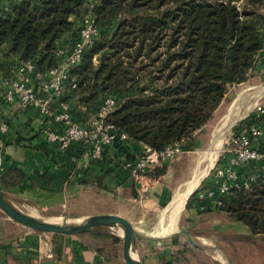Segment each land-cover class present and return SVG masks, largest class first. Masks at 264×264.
<instances>
[{
  "label": "trees",
  "instance_id": "obj_1",
  "mask_svg": "<svg viewBox=\"0 0 264 264\" xmlns=\"http://www.w3.org/2000/svg\"><path fill=\"white\" fill-rule=\"evenodd\" d=\"M88 14L99 34L72 66L77 86L66 85L60 101L72 106L76 100L85 112L75 117L87 121L107 96L116 97L119 107L109 120L128 135L112 143L119 149L192 145L230 87L248 80L264 59V0H10L0 13V52L16 68L32 63L47 75L63 60L59 48L69 50L80 39ZM250 128L237 126L234 134ZM38 134L48 140L42 126ZM111 145L93 160L104 159ZM263 162L253 160L239 171L248 175ZM212 184L214 174L207 186ZM199 191L187 208L227 214L264 237L263 170L248 186L215 197L201 198Z\"/></svg>",
  "mask_w": 264,
  "mask_h": 264
},
{
  "label": "crops",
  "instance_id": "obj_2",
  "mask_svg": "<svg viewBox=\"0 0 264 264\" xmlns=\"http://www.w3.org/2000/svg\"><path fill=\"white\" fill-rule=\"evenodd\" d=\"M9 6L10 0H0V13ZM260 62L264 59L255 69ZM19 76L10 58L0 52V119L5 117L10 124L9 142L0 139V188L47 212L73 206L84 207L81 214L86 217L119 213L141 231L157 215L156 205L170 194L167 186L158 184L142 197L124 165L123 160L141 154L145 144L130 150L112 144L104 159L93 160L84 155L82 143L62 149L58 142L43 139L38 134L44 121L39 110L4 99L11 81ZM72 108L75 113L85 112L76 100ZM259 122L254 125L262 127L259 144L264 149V118ZM88 197L92 198L85 200ZM185 218L183 229L190 236L179 233L160 240V235L141 231L145 236L134 237L133 254L146 264H264V243L261 249L256 246L264 237L253 236L243 223L224 213L199 215L195 206L187 209ZM87 231L85 236L41 231L4 216L0 218V264H128L120 225Z\"/></svg>",
  "mask_w": 264,
  "mask_h": 264
},
{
  "label": "built area",
  "instance_id": "obj_3",
  "mask_svg": "<svg viewBox=\"0 0 264 264\" xmlns=\"http://www.w3.org/2000/svg\"><path fill=\"white\" fill-rule=\"evenodd\" d=\"M99 30L93 17H84L81 37L71 49L59 48L63 60L60 65L52 68L47 75L36 71L32 63L18 65L19 77L11 81L4 93V99L16 102L22 108L34 107L44 116L42 127L46 138L58 142L62 149L69 148L73 143L83 145L84 155L89 159L104 157L105 147L117 139H128L126 132H118L110 115L117 110L119 103L116 97L107 96L96 113L87 121L78 120L71 104L60 101L66 85L77 86V79L71 74L74 64L79 63L87 47L95 43ZM36 71V78L31 72ZM55 123V126L52 125ZM57 125V127H56ZM54 126V127H52ZM9 121L0 119V139L9 132ZM40 129V128H39ZM263 135L262 127L253 125L249 131L234 134L224 149L222 158L214 169V184L204 191H199L201 198L215 197L218 192L225 193L233 186H248L255 179L258 171H264L262 165L248 170V175L240 173L239 167L251 161L263 160L264 150L259 148V139ZM183 150V143L176 142L162 149L145 144V150L134 158H125L123 163L130 169L131 176L139 192H148L157 178L150 174L156 165L174 159Z\"/></svg>",
  "mask_w": 264,
  "mask_h": 264
},
{
  "label": "rangeland",
  "instance_id": "obj_4",
  "mask_svg": "<svg viewBox=\"0 0 264 264\" xmlns=\"http://www.w3.org/2000/svg\"><path fill=\"white\" fill-rule=\"evenodd\" d=\"M245 90L246 95L248 96L249 104H255L252 109L247 112L244 116L237 119L227 130L226 135L224 137L222 147L218 153L216 159L212 162V166L210 170L204 175L196 190L204 191L208 189V183L213 179L214 169L217 163L222 158L224 154V149L228 145L231 137L235 133V128L237 126L243 127L245 129L254 125V123L258 122V120L264 114V63L260 62L257 69H254L250 78L244 82L236 83L230 87L228 90L226 97L216 109L213 118L202 128L197 130L196 133V141L192 145H188L187 143L183 146V150L172 160L163 161L155 166L154 169L151 170L150 174H154L157 178V181L154 185L163 184L169 188V195L160 202L159 205H156L157 215H154L151 219L148 220L146 225L140 228L143 233L155 234L156 231L161 229L162 220H163V212L164 209L168 208V205L171 200L175 197L179 192L181 193L186 189L190 180L193 179L196 172L203 170L209 163H211L210 158L208 157V153L212 147L213 137L217 128L222 124L223 118L228 112L231 104L235 101L240 91ZM221 123V124H220ZM202 167V168H201ZM154 170V171H153ZM153 171V172H152ZM163 171V172H162ZM154 187V186H153ZM1 189V188H0ZM4 195L9 199L14 205L24 210V208H33L37 212L35 215L39 219H54L58 223L64 224H75L80 223L86 219L84 214L81 212L86 211L85 208H74L73 206L66 207L64 211L61 209L51 210L50 212L43 211L37 206L30 205L27 203V199H24L20 196H15L12 193H9L6 190L1 189ZM195 190V191H196ZM192 192L189 198L195 195L196 192ZM148 192H143L142 197ZM179 193V194H180ZM92 197L85 198V200H89ZM187 199V202L189 200ZM205 199V198H204ZM187 202L182 209L181 215L179 217L178 223H176L178 229H182L183 225H186L187 215ZM25 211V210H24ZM0 215L2 217L8 216L3 210L0 209ZM9 217V216H8ZM12 219V218H10ZM14 220V219H13ZM167 223V220H164ZM149 227V228H146ZM122 231V227H121ZM182 234V233H180ZM169 236L159 237L160 240H168ZM264 240H260L256 243L261 249L263 246ZM258 249V251H260Z\"/></svg>",
  "mask_w": 264,
  "mask_h": 264
},
{
  "label": "water",
  "instance_id": "obj_5",
  "mask_svg": "<svg viewBox=\"0 0 264 264\" xmlns=\"http://www.w3.org/2000/svg\"><path fill=\"white\" fill-rule=\"evenodd\" d=\"M196 190V189H195ZM194 190V191H195ZM193 191V192H194ZM189 198V197H188ZM187 202V201H186ZM0 209L3 210L8 216L15 221L36 230L47 231V232H60L69 234H78L89 229L103 226V225H120L122 227L123 236V254L126 262L128 264H146L139 257L132 252V243L135 236H145L134 223L126 216L119 213H99L93 214L80 223L75 224H64L58 222H52L48 219H39L35 215H31L26 211L20 209L14 205L7 197L4 195L3 191L0 189ZM179 233H186L185 229H178L175 232L169 234L173 236ZM161 237V236H159Z\"/></svg>",
  "mask_w": 264,
  "mask_h": 264
},
{
  "label": "bare ground",
  "instance_id": "obj_6",
  "mask_svg": "<svg viewBox=\"0 0 264 264\" xmlns=\"http://www.w3.org/2000/svg\"><path fill=\"white\" fill-rule=\"evenodd\" d=\"M254 105L255 104H249L248 96L246 95L245 90L239 92L237 98L231 104L228 112L223 118L222 124L220 123L221 125L215 131L212 147L208 153L209 159L212 158L210 159L211 163H209L203 170L196 172L193 179L189 181L186 189L181 193L179 192L180 194H176L173 200L170 201L168 208H166V210L164 209L163 223L161 225V229L155 232L156 236H166L178 230V228H176V223H178L182 209L184 208L190 194L197 188L204 175L210 170L212 162L218 156L227 130L237 119L249 112ZM24 210L31 215H35L37 213L35 209L30 207L24 208ZM165 219L167 220V223L164 222ZM48 220L56 222L55 218H49Z\"/></svg>",
  "mask_w": 264,
  "mask_h": 264
}]
</instances>
